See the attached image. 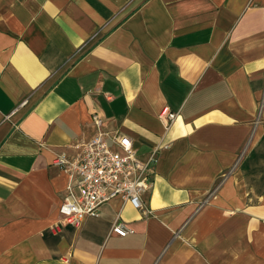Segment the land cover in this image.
<instances>
[{
	"label": "crops",
	"instance_id": "0c3cea01",
	"mask_svg": "<svg viewBox=\"0 0 264 264\" xmlns=\"http://www.w3.org/2000/svg\"><path fill=\"white\" fill-rule=\"evenodd\" d=\"M98 129L149 161L152 213L53 229V161ZM0 264H264V0H0Z\"/></svg>",
	"mask_w": 264,
	"mask_h": 264
},
{
	"label": "built area",
	"instance_id": "2783aa9c",
	"mask_svg": "<svg viewBox=\"0 0 264 264\" xmlns=\"http://www.w3.org/2000/svg\"><path fill=\"white\" fill-rule=\"evenodd\" d=\"M261 105L260 102L259 108ZM158 117L169 127L176 113L162 110ZM94 118L99 126L100 120ZM53 164L68 176L66 192L58 207L60 218L53 229L58 230L65 224L79 226L86 217L98 216L100 206L114 197L128 202L144 216L152 213L142 200V194L151 186L149 161L138 158L131 140L125 135L98 129L80 144L79 152L73 157L57 155ZM110 231L126 236L133 229L116 219Z\"/></svg>",
	"mask_w": 264,
	"mask_h": 264
}]
</instances>
